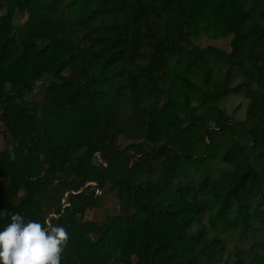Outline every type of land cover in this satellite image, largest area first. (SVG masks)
<instances>
[{
  "label": "trees",
  "instance_id": "1",
  "mask_svg": "<svg viewBox=\"0 0 264 264\" xmlns=\"http://www.w3.org/2000/svg\"><path fill=\"white\" fill-rule=\"evenodd\" d=\"M0 136V226L65 227L61 264H264V0H0Z\"/></svg>",
  "mask_w": 264,
  "mask_h": 264
},
{
  "label": "clouds",
  "instance_id": "2",
  "mask_svg": "<svg viewBox=\"0 0 264 264\" xmlns=\"http://www.w3.org/2000/svg\"><path fill=\"white\" fill-rule=\"evenodd\" d=\"M6 215L0 209V218ZM68 240V230L61 225L12 213L9 222L0 226V264H61Z\"/></svg>",
  "mask_w": 264,
  "mask_h": 264
},
{
  "label": "rangeland",
  "instance_id": "3",
  "mask_svg": "<svg viewBox=\"0 0 264 264\" xmlns=\"http://www.w3.org/2000/svg\"><path fill=\"white\" fill-rule=\"evenodd\" d=\"M21 21V19H20ZM196 43H198L201 46H207V45H216L218 47H221L227 51H231V44H230V38L225 39V40H215L208 38L206 36L201 37L198 40H195ZM37 93L32 97L34 99H38L41 97L43 88H39ZM243 92H240L235 95H230L228 97L222 98L218 106L222 108L231 122L233 123H239L242 122L245 119V111H246V104H245V99L243 97ZM204 109H200V112H203ZM212 125L215 127V124L212 123ZM133 142L132 140H125L122 138L121 143L122 146H126L129 143ZM6 148V140L3 138V136H0V152ZM97 162H101L100 157H96ZM1 182L3 184H7L8 180L2 179ZM102 190V189H101ZM102 194L99 195L102 206L99 209H93L87 212V215L85 217V220L91 221V222H96L99 225H103L108 217H113L116 215H119V203L118 199L115 193L109 191V185L106 189H103ZM133 264L136 263V259L132 257Z\"/></svg>",
  "mask_w": 264,
  "mask_h": 264
},
{
  "label": "built area",
  "instance_id": "4",
  "mask_svg": "<svg viewBox=\"0 0 264 264\" xmlns=\"http://www.w3.org/2000/svg\"><path fill=\"white\" fill-rule=\"evenodd\" d=\"M85 187H92L94 189L95 196H99L102 194L101 188L97 187L95 183H88ZM65 197H67V194H65Z\"/></svg>",
  "mask_w": 264,
  "mask_h": 264
}]
</instances>
